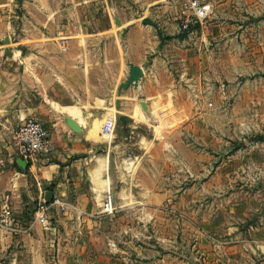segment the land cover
I'll return each mask as SVG.
<instances>
[{"label":"crops","instance_id":"1","mask_svg":"<svg viewBox=\"0 0 264 264\" xmlns=\"http://www.w3.org/2000/svg\"><path fill=\"white\" fill-rule=\"evenodd\" d=\"M68 1L72 8L81 5L76 0ZM127 2L136 9V18L128 21L124 33L114 23L118 18L124 27L125 20L118 14ZM83 3H97L98 12L47 15L37 13L42 12L47 0H26V7L37 10L31 9L35 13L29 11L20 17L19 29L14 26V16L0 17V210L7 201L24 232L0 233L1 258H31L34 264H47L45 258H57L55 264H174L172 258H128L123 250L122 256L116 257L120 249L110 243L106 231L111 229L113 217L134 213L142 223L144 214L159 212L166 201L163 192L142 182L145 157L151 155L155 144L150 143L147 148L143 134L133 136L138 126L132 118L137 109L155 118L154 105L159 102L164 106L178 88L162 57L156 20L147 16L156 8L169 11L176 0ZM192 3L183 12V20L191 12ZM2 6L0 0V9ZM140 10L143 15H138ZM147 17L152 25L142 22ZM129 62L143 68L144 76L137 87L132 85L118 96L119 86L130 74ZM118 99L127 125L121 124L120 116L113 112ZM142 101L148 112L141 108ZM68 108L78 109L80 118L73 117L66 111ZM67 117L80 125L81 133L69 127ZM29 118L43 122L53 150L49 156L27 163L24 170L18 165L15 133ZM108 119L117 124L112 141L104 133L101 135ZM126 130L128 134L124 133ZM92 132L98 138L93 139ZM99 138H106L107 145L98 146ZM137 153L140 169L126 173L125 168L131 169L126 157ZM104 158L109 161L107 173L98 171L99 159ZM51 194L52 200L59 197L68 205L67 212L55 208L48 216L49 223L34 224V229L25 233L39 201ZM109 194L116 206L113 216L104 211ZM246 240V250L255 258L235 256L219 261L264 264V258H258L264 256V210L247 219ZM240 241L243 240L236 244ZM20 248L22 251H16ZM134 249L138 251L137 247Z\"/></svg>","mask_w":264,"mask_h":264},{"label":"rangeland","instance_id":"2","mask_svg":"<svg viewBox=\"0 0 264 264\" xmlns=\"http://www.w3.org/2000/svg\"><path fill=\"white\" fill-rule=\"evenodd\" d=\"M1 1L0 17L14 16L16 29L21 27L20 17L37 10L26 7V0ZM76 1L81 5L72 8L68 0H47L37 13L75 11L81 16L99 10L97 3ZM192 1L176 0L169 11L156 8L147 14L156 20L162 57L178 88L164 106L159 102L154 105L155 118L136 110L132 121L138 127L133 136L143 134L147 148L155 144L151 155L145 157L142 182L163 192L166 201L159 212L144 214L142 223L134 213L113 217L106 236L120 249L116 257H121L123 250L128 258L223 264L220 261L227 258L253 255L246 250L247 219L264 210V0H197L210 4L212 13L184 30L183 12ZM126 5L118 14L125 20L124 27H119L123 32L136 11L130 2ZM138 15H143L142 10ZM148 17L142 22L152 25ZM114 111L118 117L124 114L116 107ZM107 141L99 138L98 146L107 145ZM136 155L126 173L140 169ZM114 167L111 162L112 171ZM67 210L68 205L59 209L62 213ZM114 211L105 213L113 216ZM1 232L24 233L0 228ZM238 240L243 241L236 244ZM45 259L47 264L57 262V258ZM33 262L31 258L0 255V264Z\"/></svg>","mask_w":264,"mask_h":264},{"label":"built area","instance_id":"3","mask_svg":"<svg viewBox=\"0 0 264 264\" xmlns=\"http://www.w3.org/2000/svg\"><path fill=\"white\" fill-rule=\"evenodd\" d=\"M211 13L210 4L202 5L198 1H194L191 5V12L185 14L183 29L188 30L196 23L203 22ZM116 128L115 120L108 119L103 128L104 137L112 141L115 137ZM15 140L18 155L28 164L34 163L38 157L49 156L53 150L49 132L43 122L37 118L24 120L15 133ZM131 157L130 155L126 157V163H129L128 166L130 167L133 164ZM55 208L65 210L66 204L59 197L54 198L51 202L42 197L36 207L34 221L30 223L26 231L32 230L34 224L49 223L48 216ZM104 210L110 213L114 211V201L111 194L104 201ZM0 228L10 232L21 231L20 223L15 219L7 201H5L0 210Z\"/></svg>","mask_w":264,"mask_h":264},{"label":"water","instance_id":"4","mask_svg":"<svg viewBox=\"0 0 264 264\" xmlns=\"http://www.w3.org/2000/svg\"><path fill=\"white\" fill-rule=\"evenodd\" d=\"M115 21L119 27H122V23L120 22V20L118 18H116ZM148 21L150 22V24H153V22L151 20H148ZM128 66H129L130 74H129L128 79L119 86L118 96H121L122 91L129 89L132 85L137 87L141 78L144 76L143 68H141L139 66H135L130 62L128 63ZM140 106L145 112H148V106H147L145 101L140 102ZM116 108H117V110H121V104H120L119 99L116 100ZM66 121H67V124L69 125V127L74 132H76V133L82 132L80 125L74 119L67 117ZM119 121L121 124L127 125V118L125 115H121L119 117ZM102 150H106V147H102ZM18 165L20 166V168H22L24 170L27 168L26 161H24L21 158L18 160ZM52 197H53V194H51L50 197L49 196L46 197V200L50 201V200H52Z\"/></svg>","mask_w":264,"mask_h":264},{"label":"bare ground","instance_id":"5","mask_svg":"<svg viewBox=\"0 0 264 264\" xmlns=\"http://www.w3.org/2000/svg\"><path fill=\"white\" fill-rule=\"evenodd\" d=\"M66 111H68L73 117H78L80 118V114L81 112H79L78 109L76 108H68ZM111 112V111H110ZM102 123V122H101ZM100 124V123H99ZM97 126V124H95ZM91 136L93 137V139L95 138H98L97 136V133L95 132H92ZM109 158V157H108ZM108 158H104V159H99V165H98V171H103L105 170L106 173H107V170L109 168V161H108ZM96 168V167H95ZM95 170V169H94ZM97 172V171H96ZM99 174V173H98ZM101 175V174H100ZM95 177V176H94ZM104 181V180H103ZM106 181V180H105ZM105 183V182H104ZM96 184H97V181H96ZM108 184V182H107ZM101 186V185H100ZM102 188V187H101ZM98 193V192H97Z\"/></svg>","mask_w":264,"mask_h":264},{"label":"trees","instance_id":"6","mask_svg":"<svg viewBox=\"0 0 264 264\" xmlns=\"http://www.w3.org/2000/svg\"><path fill=\"white\" fill-rule=\"evenodd\" d=\"M192 28V27H191Z\"/></svg>","mask_w":264,"mask_h":264}]
</instances>
